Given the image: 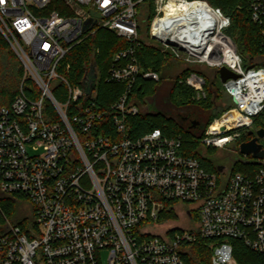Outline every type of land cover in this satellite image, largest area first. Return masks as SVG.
Wrapping results in <instances>:
<instances>
[{
    "label": "built area",
    "instance_id": "obj_1",
    "mask_svg": "<svg viewBox=\"0 0 264 264\" xmlns=\"http://www.w3.org/2000/svg\"><path fill=\"white\" fill-rule=\"evenodd\" d=\"M55 2L0 0V33L24 69L15 99L0 103V264H104L103 252L106 264H189L185 256L198 240L212 241L211 264H238L231 240L242 241L264 264V167L253 175L224 166L214 173L186 153L181 136L155 129L133 138L127 131L126 119L140 112L129 99L132 89L139 80H162L136 55L138 7L148 0H67L68 16ZM170 2L196 15L199 6L212 11L220 21L213 39L221 37L203 45L188 27L182 28L187 42L167 39L160 21ZM251 18L264 36V0H253ZM229 26L207 1L156 0L149 30L178 60L205 64L218 76L223 67L237 75L222 83L234 107L201 140L207 158L210 149L232 151L241 131L264 114V68L244 67L225 34ZM98 29L129 44L106 76L126 91L106 108L97 101L96 66L91 93L61 73L68 53ZM180 83L196 100L207 98L202 75L191 73ZM169 212L176 218L166 219Z\"/></svg>",
    "mask_w": 264,
    "mask_h": 264
},
{
    "label": "trees",
    "instance_id": "obj_2",
    "mask_svg": "<svg viewBox=\"0 0 264 264\" xmlns=\"http://www.w3.org/2000/svg\"><path fill=\"white\" fill-rule=\"evenodd\" d=\"M149 2V26L156 16L155 0ZM210 6L220 8L230 19V26L225 33L234 41L238 53L241 55L244 67L264 68V36L263 26L255 24L251 18L253 0H203ZM54 9L62 15L72 14L66 0H56ZM140 34L141 31L139 30ZM129 44L126 40L117 36L114 31L98 29L94 35L88 37L81 44L75 46L65 57L61 65V73L71 83L80 85L88 75L91 61L94 62L101 80L97 86V101L101 108H106L116 103L125 93L124 84L107 82L106 76L114 62V57L119 52L126 50ZM137 59L145 70L158 72L162 80L159 83L139 80L129 94L132 100L140 107V112L126 119L127 131L133 138L143 136L155 129H160L168 137L181 136L184 139V150L190 156L196 157L207 170L217 173L218 164L215 158L204 157L201 150V140L211 123L227 110L234 107L231 97L223 90V85L209 80L201 70H197L195 64H187L178 60L173 53L163 52L158 46L145 44L136 51ZM186 64V66H185ZM67 66H69L67 68ZM169 68H177L181 72L177 75L168 74ZM23 66L0 33V103L9 105L20 91L23 78ZM191 73L202 75L206 81L207 98L196 100L195 92L180 81ZM166 81L167 78H174ZM164 92V94H162ZM56 98L59 100L57 92ZM155 102L159 111H147L148 103ZM180 113V115H179ZM188 120L200 121V126L192 128ZM264 128V114L254 120L250 130L241 131L240 138L233 145V153L243 158L239 153V146L243 142L250 141L249 131ZM214 149L208 150V154H215ZM250 159V158H246ZM263 166L255 164L231 163L232 173L255 174ZM166 219L176 218L173 212L166 213ZM234 249V257L238 264H262L261 257L248 249L242 241L231 240ZM212 241L198 240L190 246V252L185 256L189 264H211Z\"/></svg>",
    "mask_w": 264,
    "mask_h": 264
},
{
    "label": "bare ground",
    "instance_id": "obj_3",
    "mask_svg": "<svg viewBox=\"0 0 264 264\" xmlns=\"http://www.w3.org/2000/svg\"><path fill=\"white\" fill-rule=\"evenodd\" d=\"M197 8V12L199 13L196 15L195 13L187 11V7L185 5H178L170 2L164 7L165 17L162 21H160V24L165 31L167 39L179 40V38H181L184 42H187L189 39L185 36V34H183L182 28L186 29L190 27L191 30H194L196 35L198 34L197 39L200 44L205 45L217 42L215 40H218V38L221 37L220 33H218L216 39H213L212 33L218 28L217 26L220 23L219 18L212 11L206 10L202 6ZM178 18L181 19L177 20ZM194 19L195 22L193 23L192 21ZM190 39L193 40L192 38ZM197 39L195 42H198Z\"/></svg>",
    "mask_w": 264,
    "mask_h": 264
},
{
    "label": "water",
    "instance_id": "obj_4",
    "mask_svg": "<svg viewBox=\"0 0 264 264\" xmlns=\"http://www.w3.org/2000/svg\"><path fill=\"white\" fill-rule=\"evenodd\" d=\"M92 17L99 18L100 15L96 14L93 11H90ZM92 19H90L87 24L86 28H89ZM219 77L222 83H225L229 79L237 78V75L234 74L232 71L228 70L226 67H223L219 70ZM88 81H83V84L86 86V90L88 93H91L95 88V83L97 80V72L95 69V64L93 63L89 69L87 75ZM192 126H196V122H192ZM256 134V137L252 138L250 141L243 142L239 146V153L244 156L243 158L237 157L236 162H241L245 164H255L264 167V144L259 143V139L264 140V128L258 129L256 131H249L248 135L253 136ZM246 158H250L249 160ZM212 160V158H210ZM216 169L218 172H222L223 166L217 165Z\"/></svg>",
    "mask_w": 264,
    "mask_h": 264
},
{
    "label": "rangeland",
    "instance_id": "obj_5",
    "mask_svg": "<svg viewBox=\"0 0 264 264\" xmlns=\"http://www.w3.org/2000/svg\"><path fill=\"white\" fill-rule=\"evenodd\" d=\"M148 2H144L141 6L138 7V11H139L138 19H139L140 31H141V35H142V41L145 44H154L155 46L157 45L160 49H162L163 46L160 42H158L154 39H150V35H149L150 34V32H149L150 26H149V22H148V16H149V14H148L149 13V3ZM155 6H156V0H155ZM167 52H171V51L168 50ZM185 66H186V64H185ZM194 68H196L197 70H201L209 80L214 81L216 84L222 85L220 77L217 75L218 70L209 68L205 64H203V65L195 64ZM179 69L174 68L173 70H171V68H169L168 74L177 75L181 72V70H179ZM162 94H164V92H162ZM145 109L147 111H159L160 108L157 106V104L155 102L154 103L150 102V103H148V105ZM179 115H180V113H179ZM193 120H194V118H193ZM212 158H215L217 160L218 164H220L221 166H224L227 169L231 170V163H232V161L237 159V156L230 149H227V150H224L223 152L218 151L215 154H212ZM157 232H160V231L157 230ZM102 257H103L104 264H106L107 253L103 252Z\"/></svg>",
    "mask_w": 264,
    "mask_h": 264
},
{
    "label": "flooded vegetation",
    "instance_id": "obj_6",
    "mask_svg": "<svg viewBox=\"0 0 264 264\" xmlns=\"http://www.w3.org/2000/svg\"><path fill=\"white\" fill-rule=\"evenodd\" d=\"M183 119H184L185 122H189V123H191V121H192V120H191V121L188 120V117H186V116L183 117ZM194 121H195V120H194ZM195 122H196V126H195V127H199L201 122H200V121H195ZM191 127H192V128H195L194 126H192V124H191ZM254 137H256V134H254L252 138H254ZM259 143L264 144V140H263V139H259ZM237 157H238V156H237Z\"/></svg>",
    "mask_w": 264,
    "mask_h": 264
}]
</instances>
